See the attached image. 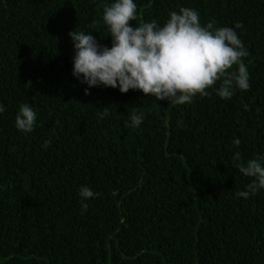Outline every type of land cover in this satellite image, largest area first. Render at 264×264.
Returning <instances> with one entry per match:
<instances>
[{
	"label": "trees",
	"instance_id": "16d2710c",
	"mask_svg": "<svg viewBox=\"0 0 264 264\" xmlns=\"http://www.w3.org/2000/svg\"><path fill=\"white\" fill-rule=\"evenodd\" d=\"M110 2L0 0V264H264V192L235 196L250 178L233 159L264 154V0H135L133 26L179 7L243 25L250 88L179 106L138 90L85 95L73 77L69 33L110 47ZM22 103L38 114L29 134L15 127ZM133 108L139 128L126 126ZM81 185L98 193L83 214Z\"/></svg>",
	"mask_w": 264,
	"mask_h": 264
},
{
	"label": "clouds",
	"instance_id": "9594fccd",
	"mask_svg": "<svg viewBox=\"0 0 264 264\" xmlns=\"http://www.w3.org/2000/svg\"><path fill=\"white\" fill-rule=\"evenodd\" d=\"M138 19L135 0H112L105 3L102 22L111 46H106L92 35L93 31L69 33L73 43L72 75L81 84L87 85L85 95L91 88L140 91L155 102L167 101L172 105L191 104L196 97H206L209 89L224 100L233 97L236 91L250 88V74L244 59L248 49L239 39L236 29L243 27L237 22L233 27H217L215 21L200 22L195 8L179 7L170 11L161 25L156 19L130 24ZM247 108V106H245ZM6 111L0 103V114ZM37 112L28 103L20 104L15 116V127L22 134L32 133L37 125ZM110 116L107 107L102 108L100 119ZM145 119L144 113L133 108L127 127L139 128ZM239 147L240 140H232ZM51 146L49 140L44 150ZM233 159L244 177L250 178L244 191L236 197L248 199L264 192V154L241 161V153ZM81 214L88 209V199L95 198L88 186L79 188Z\"/></svg>",
	"mask_w": 264,
	"mask_h": 264
}]
</instances>
